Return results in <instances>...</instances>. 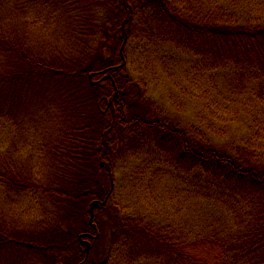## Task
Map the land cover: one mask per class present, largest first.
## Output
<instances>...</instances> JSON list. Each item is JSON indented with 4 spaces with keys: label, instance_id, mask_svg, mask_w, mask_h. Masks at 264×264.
Listing matches in <instances>:
<instances>
[{
    "label": "rangeland",
    "instance_id": "obj_1",
    "mask_svg": "<svg viewBox=\"0 0 264 264\" xmlns=\"http://www.w3.org/2000/svg\"><path fill=\"white\" fill-rule=\"evenodd\" d=\"M64 1L68 10L62 7L45 21H37L38 17L32 18L36 25L27 23L24 34L30 46L64 65L81 66L98 56L117 60L119 52L111 47L119 24L111 19L108 2L60 0ZM170 1L180 9H202L210 17L220 15L217 5L239 20L264 21V0ZM211 1L216 3H212L214 9ZM146 2L134 0V21L122 46L120 72L129 93L125 112L127 122L132 121L112 131L108 166L103 161L100 166L94 164L99 170L95 177L103 184L100 199L108 190L109 196L102 206L97 205L90 223L91 199L82 204L86 208L81 220L70 218L75 206L70 208L67 187L58 186L51 193L44 174L50 171L52 152L46 141L72 128L84 133L81 102L86 103L94 92L79 81L54 76L21 87L13 107L1 98L0 173L9 164L14 171L23 167L34 181L14 192L0 179V264H51L52 260L75 264L70 257L77 244L71 249L64 246L75 241L71 231L92 232V225L100 229V235L85 264H167L166 252L154 237L133 229L131 223L160 231L170 240L221 237L238 250L249 243L246 232L253 221H259L264 199L249 200L241 188L210 184L200 169L180 160L177 150L159 142L149 124L165 123L225 153L246 152L253 163L264 167V90L258 98V81L239 82L229 67L216 64L212 69L204 55L179 48L173 40L172 20L163 19ZM76 115L79 123L74 122ZM109 166L111 184L106 178Z\"/></svg>",
    "mask_w": 264,
    "mask_h": 264
},
{
    "label": "trees",
    "instance_id": "obj_2",
    "mask_svg": "<svg viewBox=\"0 0 264 264\" xmlns=\"http://www.w3.org/2000/svg\"><path fill=\"white\" fill-rule=\"evenodd\" d=\"M54 1L56 2L0 0V100L3 97L1 101L13 107L19 98L17 91L21 90V87L37 79L54 76L79 81L84 88L94 92L92 97L89 93L86 103L85 99L81 102L85 110L82 111L84 115L81 114L80 117L84 133L77 134V128H72L66 135L62 134L46 141L52 149L51 166L48 168L50 171L44 174L46 190L55 193L58 186L61 189L63 186L67 187L65 190L70 197L67 198L71 202L70 208L75 206V212L69 217L79 221L85 216L86 207H82V204L90 199V203L96 202L102 194L103 184L101 185L100 179L95 177L99 170L95 169L94 164L99 162L100 166L103 161L108 166L111 158L109 146L112 131L118 127L121 130L132 121L129 119L127 122L126 118L125 110L129 105L128 82L120 70L124 62L122 46L129 36L136 8L134 0H106L112 12L111 19L119 24L114 31L111 47L113 51L116 49L119 52L117 60H105L98 56L91 60L88 58L81 66L64 65L37 53L30 46V38L24 34L27 23H33L32 18L40 17L37 21H45L44 17L59 13L62 7L68 10L65 1ZM212 3L211 1L214 9ZM146 4L153 7V11L160 12L159 15L163 19L172 20L175 35L173 40L179 48L204 55L206 65L210 64L212 69L216 68V64L229 67L237 74L239 82L248 78L258 81L257 97L262 98L264 21L239 20L236 14L230 11L225 13L215 2L213 4L220 15L215 13L211 17L203 15L202 9H180L170 0H147ZM29 19L31 20L28 21ZM168 22L165 21L166 24H169ZM95 63H100L101 66L95 67ZM99 89H102V92L99 93ZM137 119L138 117L133 118ZM74 122L79 123V115L75 116ZM149 130L156 131L159 142L177 150L181 161L200 169L210 184L222 183L225 187L241 188L244 193L248 192L249 200L255 196H258L259 200L264 199V167L253 163L252 157L245 154L246 152L225 153L211 146L205 139L190 138L183 131L168 128L165 123L154 121L149 124ZM1 171L0 179L14 192L27 189L32 184L31 180L34 181L27 168L20 167L14 171L9 164L2 167ZM106 171V178L111 184L110 166ZM108 193L99 200L103 204L109 196ZM253 223L246 232L249 243L240 250L234 243L226 242L221 237L196 236L191 240H170L162 232L159 233L160 231H152L134 223L131 225L133 229L147 232L154 237L156 243L161 246V251L166 252L167 264H264V209L259 221L257 219ZM75 230L71 232L75 234L78 229ZM68 231L67 237L71 234L70 230ZM79 231L84 229L80 228ZM27 243L29 246L30 243ZM41 248L44 249L45 246Z\"/></svg>",
    "mask_w": 264,
    "mask_h": 264
},
{
    "label": "flooded vegetation",
    "instance_id": "obj_3",
    "mask_svg": "<svg viewBox=\"0 0 264 264\" xmlns=\"http://www.w3.org/2000/svg\"><path fill=\"white\" fill-rule=\"evenodd\" d=\"M103 203L99 200L93 205V213L95 212L97 205H102ZM91 203L89 204V215L91 213ZM93 231H76L74 235H76L75 241H71L70 243L65 244L64 249H71L72 246L76 243L77 247L74 252L71 254L70 262H74L75 264H85L89 261V253L92 247V243L99 238L100 231L99 228L95 225H92ZM75 242V243H74ZM85 247L84 254L82 253V248ZM67 259V258H66ZM51 264H63V262L53 261Z\"/></svg>",
    "mask_w": 264,
    "mask_h": 264
},
{
    "label": "water",
    "instance_id": "obj_4",
    "mask_svg": "<svg viewBox=\"0 0 264 264\" xmlns=\"http://www.w3.org/2000/svg\"><path fill=\"white\" fill-rule=\"evenodd\" d=\"M93 205H94V202L91 203V213H90L89 223L92 221V218H93Z\"/></svg>",
    "mask_w": 264,
    "mask_h": 264
}]
</instances>
